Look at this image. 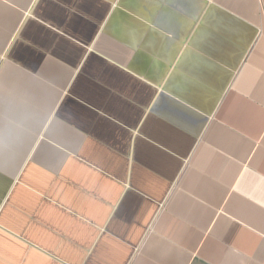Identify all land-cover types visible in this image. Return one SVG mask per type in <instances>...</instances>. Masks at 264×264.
Masks as SVG:
<instances>
[{
  "label": "crops",
  "instance_id": "1",
  "mask_svg": "<svg viewBox=\"0 0 264 264\" xmlns=\"http://www.w3.org/2000/svg\"><path fill=\"white\" fill-rule=\"evenodd\" d=\"M0 264H264V0H0Z\"/></svg>",
  "mask_w": 264,
  "mask_h": 264
}]
</instances>
